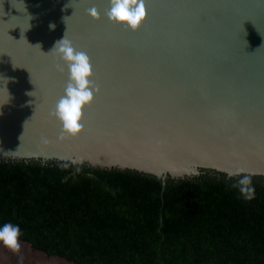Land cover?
<instances>
[{"label": "water", "instance_id": "obj_1", "mask_svg": "<svg viewBox=\"0 0 264 264\" xmlns=\"http://www.w3.org/2000/svg\"><path fill=\"white\" fill-rule=\"evenodd\" d=\"M92 7L99 20L87 14ZM109 7L0 0V160L132 171L163 183L205 172L264 178V0H146L136 31L110 22ZM65 33L90 57L99 93L83 130L61 139L50 113L69 72L49 52Z\"/></svg>", "mask_w": 264, "mask_h": 264}, {"label": "trees", "instance_id": "obj_2", "mask_svg": "<svg viewBox=\"0 0 264 264\" xmlns=\"http://www.w3.org/2000/svg\"><path fill=\"white\" fill-rule=\"evenodd\" d=\"M242 176V175H241ZM166 179L0 160V226L69 264H264V178Z\"/></svg>", "mask_w": 264, "mask_h": 264}, {"label": "clouds", "instance_id": "obj_3", "mask_svg": "<svg viewBox=\"0 0 264 264\" xmlns=\"http://www.w3.org/2000/svg\"><path fill=\"white\" fill-rule=\"evenodd\" d=\"M110 7L105 10L108 20L114 24L121 25L125 30L136 31L146 20V0H109ZM87 14L95 19H100L97 8L92 7L87 10ZM50 29L55 28L54 24L49 25ZM40 48V45L37 44ZM49 53H55L67 66L69 79L64 89V95L55 104L50 115L58 119L62 124L61 139L77 136L84 127V109L91 105L99 87L93 80L94 71L90 57L87 52L77 50L72 42L65 37L57 41L54 48ZM47 53V54H49ZM45 54V53H44ZM61 71L63 68L57 66ZM240 170L236 173L229 172V177L240 175ZM239 192L245 200L255 198V188L252 186L250 175H242L237 181ZM21 229L19 225L5 223L0 226V244L19 251Z\"/></svg>", "mask_w": 264, "mask_h": 264}, {"label": "rangeland", "instance_id": "obj_4", "mask_svg": "<svg viewBox=\"0 0 264 264\" xmlns=\"http://www.w3.org/2000/svg\"><path fill=\"white\" fill-rule=\"evenodd\" d=\"M0 264H65L54 259H45L36 253L30 252L20 246L19 251L0 244Z\"/></svg>", "mask_w": 264, "mask_h": 264}]
</instances>
